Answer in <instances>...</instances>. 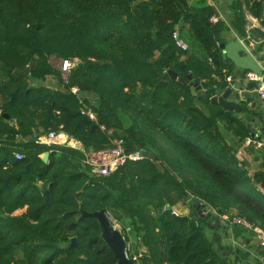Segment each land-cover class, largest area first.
<instances>
[{
    "label": "trees",
    "instance_id": "obj_1",
    "mask_svg": "<svg viewBox=\"0 0 264 264\" xmlns=\"http://www.w3.org/2000/svg\"><path fill=\"white\" fill-rule=\"evenodd\" d=\"M227 1L238 34L245 35L248 13L264 28V0ZM214 14L208 0H0V61L7 74L0 81V264L116 261L98 220L76 221L80 203L131 227L146 247L137 264H231L217 247L218 234L206 232L217 216L195 219L189 195L219 215L235 208L264 228V169L250 174L220 129L224 123L245 139L246 124L222 109L207 113L196 100L210 92L200 99L168 74H182L185 64L198 81L216 85L219 75L227 84L228 60L217 41L223 43L230 27L212 23ZM176 26L201 44V58L193 45L187 51L175 45ZM53 50L79 59L63 79L64 90L44 82L62 74L48 57ZM177 51H189V58L180 60ZM73 86L88 97L73 93ZM93 105L97 121L83 112ZM61 125L86 150L120 137L151 155L111 175H94L79 167L80 150L37 142V131ZM16 151L24 157L17 159ZM182 199L191 201L192 216L180 221L170 207Z\"/></svg>",
    "mask_w": 264,
    "mask_h": 264
},
{
    "label": "crops",
    "instance_id": "obj_2",
    "mask_svg": "<svg viewBox=\"0 0 264 264\" xmlns=\"http://www.w3.org/2000/svg\"><path fill=\"white\" fill-rule=\"evenodd\" d=\"M208 1L212 5H214L216 14H220L221 20H224L225 23L230 27L229 31L223 32L221 34V37L224 40L223 43L226 44V59L228 60L224 72L229 71V76H227V84L225 85L229 84V77L233 78V76H236L239 79H243L246 78V73L249 71L264 75V28L262 27V25H256L254 23L252 24V27L250 29L247 30L246 27L245 35H240L233 30L232 22L234 19L235 11L233 7L228 5L229 2L227 0ZM247 16L253 17L249 13L247 14ZM218 41L221 43L220 40ZM51 76L53 78H49L50 80H48V77L45 79V85L48 87L50 84L53 85L52 89H58L55 78L56 75ZM221 79V76L216 75L215 80L218 81V85L222 84ZM201 80L209 82L205 78ZM213 94L215 93L212 92L211 95ZM79 96L82 99H84V97L86 96L88 97L87 94L83 95L82 93H79ZM89 98L94 102L95 95L94 97L92 95H89ZM181 100H183V97L180 98V101ZM200 102L201 101L196 100V104L200 106L204 111H206L207 113L212 112L209 105L206 106V104L204 103L203 105H201ZM239 102H241V104L243 105V109L239 111L237 108H234L229 116L241 118L250 132L249 135H251L252 131H250L248 127L249 122L246 116L257 112V115L262 114L264 117V105L259 102L258 97L253 90V87L250 90L245 91L243 99H241V101ZM255 103L256 105L254 107L253 104ZM213 107L215 109L223 110L220 105H215ZM254 125L259 128L261 126V123L257 121V123H255ZM220 129L223 135L226 137L227 142L231 145L233 151L235 152L239 160L243 162L244 166L248 169L250 174H254L256 171L264 169V149H256L247 146L244 142L245 139H240L239 136H236L233 130H229L228 127L224 125V123H222ZM257 134L264 138V131L260 133L257 132ZM189 214H191L189 209L186 210V212L179 213L180 216ZM237 215L238 211L235 208L231 209L225 215H220L228 216V220L220 217L222 227L218 231L216 230L214 225V223L216 222V218H214L212 227L210 228L214 230L215 233H220L222 236L219 239L217 235V238L219 240L217 245L218 249L231 264H264V248L259 247L260 244L256 239L254 231L243 225L235 224L231 221L233 217ZM254 226H258L259 228L264 230V228L259 225ZM222 229L225 230L222 232ZM208 235L213 236V234ZM140 242L142 244V240H140ZM219 243H221L225 248L230 247L231 252L227 253L226 251H222L219 248Z\"/></svg>",
    "mask_w": 264,
    "mask_h": 264
},
{
    "label": "built area",
    "instance_id": "obj_3",
    "mask_svg": "<svg viewBox=\"0 0 264 264\" xmlns=\"http://www.w3.org/2000/svg\"><path fill=\"white\" fill-rule=\"evenodd\" d=\"M221 20L220 14H214L210 21L212 23H217ZM261 25L260 21L257 18L248 17V23L246 25L247 30L252 27V24ZM172 39L175 45L182 51H187L189 49V44L181 35V31L179 27H175L172 32ZM217 45H220V42L217 41ZM77 64L76 61L65 59L61 64V70L70 72V70ZM68 79V77H66ZM231 77L228 78L230 80ZM248 82H256V86L253 87L254 92L256 93L258 100L261 104L264 105V75H260L256 72L249 71L246 73V78ZM72 92L75 94L80 93V89L78 86H73L71 88ZM83 112L88 115L92 120L97 121V115L93 111V109L85 107ZM102 129L107 130L104 125L101 126ZM109 133L112 132V129L108 130ZM37 142L47 145H61V146H68L74 149L80 150L82 152L81 157V166L85 167L90 171V173L98 176H108L116 172L120 167L124 166L128 161H139L143 160L145 157L143 151L145 150L142 147H137L134 149H130L127 147L126 141L124 138L116 137L113 139L112 144L108 147H104L98 150H86L83 143L73 136H71L68 132L63 129V125L60 126L59 130H50L45 134H40L37 137ZM245 144L249 147L256 148V149H264V138L261 137L259 134H251L245 138ZM15 157L17 159H22L24 154L22 152L16 151ZM202 203L203 213L206 215L208 212L211 214H215L218 217L228 220V216H220L213 208L206 207L204 203ZM174 214L179 213L177 211H173ZM109 220L113 224L114 227L121 229L123 232L124 230L130 231L131 227L127 226L126 228L124 225L118 221L113 214L106 212ZM233 223L238 225H243L250 230L254 231L257 241L261 246L264 247V230L259 228L258 226H254L251 224L247 219L235 216L231 220ZM138 243L140 244V250L137 248L135 251L131 250V239L127 242L126 252L128 256H130V251L133 253L132 256L138 260L139 257L146 251V248L141 244L140 238H137Z\"/></svg>",
    "mask_w": 264,
    "mask_h": 264
},
{
    "label": "water",
    "instance_id": "obj_4",
    "mask_svg": "<svg viewBox=\"0 0 264 264\" xmlns=\"http://www.w3.org/2000/svg\"><path fill=\"white\" fill-rule=\"evenodd\" d=\"M226 44L222 43L221 50L223 52V56L226 59ZM180 69L182 70V74H180L178 71L174 69H169L168 74L173 80H178L184 85H187L190 87L191 92L193 95L198 96L199 98H206L208 97V91L214 92L215 94L210 96V100L212 104L214 105H220L225 113L227 115L231 114V111L234 108H237L239 111L243 109V105L241 104V99H243L245 95L246 90H250L252 87H255L257 84L256 82H248L245 78L239 79L236 76H233V78L230 79L228 85L223 84H216V85H209L207 81H198L196 77H194L191 72L186 68L185 64L180 65ZM31 87H35V85H32ZM256 103L253 104L255 107ZM253 107V108H254ZM93 110H96V107L93 105L91 106ZM9 117V116H8ZM248 120V127L250 131H252V134H256L257 132H263L264 131V117L262 114L257 115V112L253 114H249L246 116ZM259 121L261 123V126L257 128L254 124ZM145 157H149L151 155V152L148 150L143 151ZM50 156L49 151H45L43 154H41V157L45 162L48 161ZM51 184H49L48 188L46 189V202L49 200V191H50ZM83 191V189L81 190ZM189 198L193 201V207L195 208L196 214L194 215V218L197 219L198 217L208 219L211 216V212H208L206 215L203 213L202 203L199 199L193 198L191 195H189ZM172 211H174L173 207H170ZM79 216L76 218V221H79L82 217H95L101 228V237L102 239L107 243L109 248L113 251L116 261L110 263V264H136V258L133 256H128L126 252V237L124 235V232L113 226L111 221L109 220L106 212L104 209L96 210L93 212L87 211L83 208V204L80 203V206L78 208ZM177 218L180 221H183L186 217H191L192 214L189 215H183L180 216L178 214H175ZM216 224L215 228L216 230H220L222 227L220 217H216ZM76 222H72L69 226V229L72 230ZM225 229H222V232ZM222 236L219 233L218 238L220 239ZM76 237L71 238V246L76 245ZM260 248H264L263 246H259ZM219 248L222 251H226L227 253L231 252L230 247L225 248L221 243H219Z\"/></svg>",
    "mask_w": 264,
    "mask_h": 264
},
{
    "label": "rangeland",
    "instance_id": "obj_5",
    "mask_svg": "<svg viewBox=\"0 0 264 264\" xmlns=\"http://www.w3.org/2000/svg\"><path fill=\"white\" fill-rule=\"evenodd\" d=\"M183 38L186 40V42L188 43V44H191V45H193L194 46V50H195V52L197 53V56H200L201 54H202V47H201V44L191 35V33L189 32V30L188 29H184V32H183ZM220 45H221V43H220ZM219 45V46H220ZM189 47H190V45H189ZM57 51H59V49H56ZM57 51H55V50H53L51 53H49L48 54V57H49V59H50V61H51V63L56 67V68H58V69H60L61 70V64L63 63V61L66 59V58H64V57H62ZM181 51V50H180ZM180 51H177V54H179V58H180V60H186V59H188L189 58V51L187 52V53H185V54H183V52H180ZM159 53H160V51H157L156 52V56H158L159 55ZM134 54H136V55H139V52H138V50H136L135 49V51H134ZM155 58V57H154ZM68 60H72V61H76V62H79V59L77 58V57H74V59H72V58H69ZM28 69V68H27ZM190 71V70H189ZM61 72H62V74H61V76L59 77V75H56L55 76V78H56V83H57V86H58V89L59 90H64L65 89V87H64V85H63V79L65 80V81H67L68 79H66V77H69V74H70V72L69 73H67V71H62L61 70ZM191 72V71H190ZM192 74V73H191ZM48 77V80H50L51 78H53L51 75H49V76H47ZM7 78V74H6V72L4 71V69H3V65H2V62L0 61V81H3V80H5ZM50 78V79H49ZM60 81H61V83H60ZM200 81H202V80H200ZM31 82H34V83H36V84H38V83H41V80H39V81H31ZM52 86L53 85H50L49 84V86L48 87H51L52 88ZM56 87V86H55ZM212 92H210V94H211ZM200 99H206V98H200ZM208 99V98H207ZM200 100L201 102V105H203V103L204 104H206V106L207 105H209V107H210V109H212V107H213V105L214 104H212V102H211V100H210V98L208 99V100ZM0 103H1V98H0ZM208 110V109H207ZM209 111V110H208ZM209 113H212V112H209ZM47 132H49V131H37V134L38 135H40V134H45V133H47ZM109 132V131H108ZM81 165V164H80ZM79 167H82V166H79ZM84 169H86L85 167H83ZM39 184H42V183H40L39 182ZM82 190V189H81ZM193 204V203H192ZM191 201L190 200H184V199H182L180 202H178L176 205H174V210L176 209L177 210V212L178 213H180V212H186V210H188L189 209V211L191 210ZM26 209L25 208H23V212L25 211ZM175 210V211H176ZM21 212V211H20ZM124 232H125V234H126V236L129 238V239H131V250L132 251H135L137 248H139V250H140V244L138 243V240H137V236L134 234V232L133 231H127V230H124ZM206 232L208 233V234H215V231L214 230H212L211 228H207L206 229ZM145 247V246H144ZM137 251V250H136ZM130 253V255H132L133 253L130 251L129 252ZM140 261V260H139ZM138 263V261L136 260V264Z\"/></svg>",
    "mask_w": 264,
    "mask_h": 264
}]
</instances>
